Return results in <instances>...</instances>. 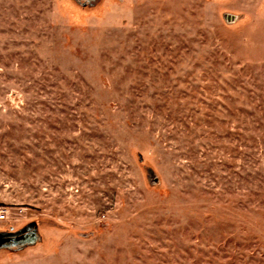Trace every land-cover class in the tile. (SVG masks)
I'll use <instances>...</instances> for the list:
<instances>
[{
    "label": "rangeland",
    "instance_id": "374dc122",
    "mask_svg": "<svg viewBox=\"0 0 264 264\" xmlns=\"http://www.w3.org/2000/svg\"><path fill=\"white\" fill-rule=\"evenodd\" d=\"M0 264H264V0H0Z\"/></svg>",
    "mask_w": 264,
    "mask_h": 264
},
{
    "label": "water",
    "instance_id": "95a60500",
    "mask_svg": "<svg viewBox=\"0 0 264 264\" xmlns=\"http://www.w3.org/2000/svg\"><path fill=\"white\" fill-rule=\"evenodd\" d=\"M21 239L19 234H0V245L8 242H16Z\"/></svg>",
    "mask_w": 264,
    "mask_h": 264
},
{
    "label": "built area",
    "instance_id": "2783aa9c",
    "mask_svg": "<svg viewBox=\"0 0 264 264\" xmlns=\"http://www.w3.org/2000/svg\"><path fill=\"white\" fill-rule=\"evenodd\" d=\"M7 210L0 208V222H3L7 219Z\"/></svg>",
    "mask_w": 264,
    "mask_h": 264
}]
</instances>
